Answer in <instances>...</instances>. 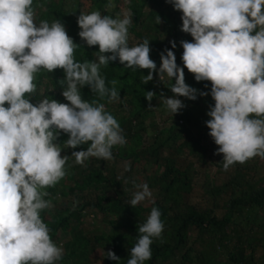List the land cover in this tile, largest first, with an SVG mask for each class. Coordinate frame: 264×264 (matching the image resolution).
Returning a JSON list of instances; mask_svg holds the SVG:
<instances>
[{
	"label": "clouds",
	"instance_id": "1",
	"mask_svg": "<svg viewBox=\"0 0 264 264\" xmlns=\"http://www.w3.org/2000/svg\"><path fill=\"white\" fill-rule=\"evenodd\" d=\"M130 1L0 0V264L61 260L60 240L57 245L51 240L40 212L65 203L45 200L47 187L65 179L69 148L91 142L87 150L71 154L84 165L93 157L112 159L111 149L126 143L104 104L82 96L89 91L109 102L120 99L99 71L117 59L126 68L147 69L145 84L153 79L157 68L149 40L141 43L136 36L147 5L137 20ZM166 2L182 13L181 31L193 38L181 41L183 68L172 50L160 56L159 76L175 78L173 96L161 95L167 110L174 115L185 107L177 97L197 98L198 90L185 83L186 68L197 82L211 83L214 107L206 127L223 155L224 170L264 158V0ZM159 30L164 32L161 25ZM163 42L176 47L171 37ZM86 50L90 60L79 61ZM154 95L148 91L145 99L151 102ZM62 132L68 134L66 145L57 142ZM136 187L141 190L130 200L132 208L152 195L147 183ZM163 230L161 212L153 207L138 228L127 264L150 260L153 240ZM106 257L119 261L112 251Z\"/></svg>",
	"mask_w": 264,
	"mask_h": 264
},
{
	"label": "trees",
	"instance_id": "2",
	"mask_svg": "<svg viewBox=\"0 0 264 264\" xmlns=\"http://www.w3.org/2000/svg\"><path fill=\"white\" fill-rule=\"evenodd\" d=\"M164 2L130 1L137 20L141 8L147 5L143 29L136 36L141 43L149 40L150 58L157 68L153 79L145 84L147 69L126 68L117 59L99 71L106 87H115L119 100L109 102L107 97L101 99L96 93L84 91L83 100L104 104L105 111L118 121L126 143L114 146L112 157L129 162V167L121 178L116 179L103 159L89 158L84 165H80L71 157L73 151L87 150L91 142L76 149L69 148L65 179L47 187L48 196L44 197L58 204L64 200L65 204L55 211L47 208L40 212L42 221L50 229L51 240L57 245V240H60L56 237L58 232L66 238L61 245L62 259L55 264H93L89 256L96 249L102 252L100 264H127L131 248L140 235L138 228L146 222L153 207L161 212L164 230L159 239L153 240L151 259L144 264H253L255 248L259 242L264 244V183L259 185L249 181L247 171L252 168L246 162L230 166L234 174L222 185H204V191L212 202L211 208L201 209L186 202L193 170L192 164L185 163V158L205 164L210 151L212 154L218 152V146L211 142L206 127L210 119L207 113L214 107V101L210 94L211 83L197 82L193 74L184 68L185 83L198 90L197 98L177 97L185 107L177 114L168 113L161 95L164 98L173 96L170 86L175 83V78L171 80L166 75L163 78L159 76L160 56L165 50H172L176 64L183 68L181 41L192 42L193 38L183 37L182 13L174 10L172 4L165 10ZM156 16L160 17L159 24L156 23ZM159 25L164 32H160ZM164 36L172 38L176 44L174 49L171 43L165 46ZM90 58L86 50L80 53L79 61ZM112 81H116L115 85ZM83 88L89 90L88 86ZM148 91L155 94L151 102L145 99ZM200 92L207 95L201 96ZM160 105L166 108L164 121L169 123L162 128L153 120V110ZM147 130L150 133L148 137ZM67 139L68 134L62 132L57 142L66 145ZM134 165L138 168L134 169ZM216 167L224 169L222 154ZM144 183L156 191L157 198L149 207L138 204L132 208L130 200L133 197L128 192ZM219 208L224 211L220 219L214 214ZM88 216H91L92 227L86 229L81 224V218ZM238 218L243 221L237 223L235 220ZM230 225L233 228L229 229ZM255 229L259 232L258 238L253 235ZM190 233L194 234L192 240ZM108 251L114 252L119 261L108 259ZM223 251L227 256L225 261L218 259Z\"/></svg>",
	"mask_w": 264,
	"mask_h": 264
},
{
	"label": "rangeland",
	"instance_id": "3",
	"mask_svg": "<svg viewBox=\"0 0 264 264\" xmlns=\"http://www.w3.org/2000/svg\"><path fill=\"white\" fill-rule=\"evenodd\" d=\"M126 3L127 0H124ZM170 3L164 2V8L165 10H168ZM182 22V21H181ZM191 37L190 34L185 33L183 37ZM153 120L154 123L159 127H166L169 123L164 121L166 120V114L167 110L164 106L160 105V107L156 106L153 110ZM169 113V111H168ZM166 122V123H165ZM147 123V122H146ZM148 137L150 135L149 131L147 130ZM145 137V138H146ZM212 143H214L213 140H211ZM208 159H206L205 164H201L199 162H196L194 159H191L189 157H186L185 163L186 164H192V183H191V190L189 195L186 196V202L188 205H192L201 209H209L211 208V200L210 196L205 193V189L203 188L205 184L211 183L214 186L222 185L229 177H231L234 174V169L229 168L227 171L224 169H219L216 167L217 160L220 159L221 154H212L210 151ZM105 164L109 166L110 170H112L115 174V178L119 179L123 176V174L126 172V169L129 167V162L127 161H120L117 159H110L105 160ZM246 165H248L249 168H252V170L247 171V177L251 183L255 184H263L264 183V158L261 157H254L246 162ZM134 169H137L138 167L134 165ZM141 189L133 188L130 189L128 193L131 194L133 197L134 193L136 191H139ZM152 195L149 198H146L144 201H142L141 204L144 208L149 207V205L154 202L157 198V193L155 190L150 189ZM223 201V199H222ZM219 200L218 202H222ZM63 203V202H62ZM75 206V205H74ZM224 211L222 209H216L214 211L215 216L220 219L223 215ZM259 215H261L260 211L258 212ZM91 216H88L86 218H81V224L84 228L89 229L91 228ZM237 223L242 222L243 219L238 218L235 220ZM233 228L231 225L229 226V229ZM253 235L255 238L259 237V232L257 229L254 230ZM194 238V234L190 233V240ZM60 242L58 243V247H61L62 243L65 242V237L62 235H59ZM263 243L259 242L258 246L255 248L253 252V264H264V261L262 260L264 250H263ZM222 254L218 256L219 260L225 261L227 256L226 253L223 251ZM102 252L99 249H96L94 253L90 254V261H92L93 264H100L99 259L101 258Z\"/></svg>",
	"mask_w": 264,
	"mask_h": 264
}]
</instances>
